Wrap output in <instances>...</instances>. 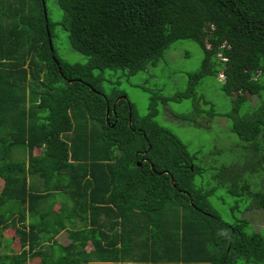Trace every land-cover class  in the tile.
<instances>
[{
  "label": "trees",
  "instance_id": "16d2710c",
  "mask_svg": "<svg viewBox=\"0 0 264 264\" xmlns=\"http://www.w3.org/2000/svg\"><path fill=\"white\" fill-rule=\"evenodd\" d=\"M56 2L83 61L55 53L46 0H0V264H264V227L245 215L264 209V0ZM180 39L198 45L200 65L182 90H148L145 114L101 89ZM207 76L229 109L197 92ZM183 99L192 107L181 121L226 118L239 162L190 151L155 119L158 102ZM201 154L215 159L211 187L194 180ZM209 196L227 198L230 221ZM63 229L90 246L57 243Z\"/></svg>",
  "mask_w": 264,
  "mask_h": 264
},
{
  "label": "rangeland",
  "instance_id": "374dc122",
  "mask_svg": "<svg viewBox=\"0 0 264 264\" xmlns=\"http://www.w3.org/2000/svg\"><path fill=\"white\" fill-rule=\"evenodd\" d=\"M45 7L48 19L54 24V35L50 42L52 41L55 47V53L69 63L79 60L83 61L85 57L70 48L66 32L62 29L60 24L57 23L61 16V10L56 0H46ZM201 56L202 54L198 45L193 41L189 39L176 40L164 50L162 58L159 59L156 65H148L144 70L134 74H127L126 70L120 69L116 71L119 78H117L115 82H107L101 89L108 96L112 95L113 92L119 93L121 91L122 93H119L118 96L126 95L133 103L136 113L142 115L146 112L148 90L157 89L160 94L168 96L175 91L182 90L187 84V72L194 71L198 68ZM96 73L101 74L100 71ZM213 78L216 80L215 77ZM213 78L207 76L202 79L200 85L196 87V90L197 92H202L204 97L213 103L216 110H227L230 107V102L219 91L217 82ZM217 78L219 79L220 76L218 75ZM260 94L264 96V89ZM247 98L252 99L253 97L247 94ZM157 106L159 113L155 119L178 136L182 142L188 146L190 151L202 146L204 152L214 149L215 153L213 152L212 154H214L217 160L213 159L212 156L209 157L204 154L199 155V161L201 162L200 167H204V170L194 177L196 183H201L204 187L213 186L211 175L214 174V172L209 166L214 164L213 160L217 163L240 161V155L238 156L236 153L237 149L235 147L237 146L233 145L235 147H233V149L230 148L236 136L229 131L224 132L227 125H225V122L227 123L226 118L216 117L215 123H213V125L210 124L208 127L195 126L181 121L180 117H176L177 115L185 114L191 110L192 106L190 100L183 99L178 102L168 101L164 105L158 102ZM235 143H237V140ZM196 159L198 160V157H196ZM220 191L222 190H219L218 194ZM216 197L209 196L208 200L219 210L222 218L230 221L232 216L228 209L227 198L224 203H221L222 201L220 202L219 198ZM55 207H57V205ZM245 215L252 228L257 229L264 227V209L248 210L245 212ZM1 236L11 241L9 242L10 246L6 249L7 251L14 252L18 250L19 246L17 242L12 239L14 235L12 237L11 229L4 228L1 230ZM55 240L59 244L75 242L83 244L85 247L90 246L89 239L85 242L83 239H80L78 235L71 236L65 229L55 234ZM34 260H36V258L29 257L27 259V264H35V262H33Z\"/></svg>",
  "mask_w": 264,
  "mask_h": 264
},
{
  "label": "water",
  "instance_id": "95a60500",
  "mask_svg": "<svg viewBox=\"0 0 264 264\" xmlns=\"http://www.w3.org/2000/svg\"><path fill=\"white\" fill-rule=\"evenodd\" d=\"M41 3H42V0H41ZM42 11H43V14H44V11H45L44 7H42ZM48 45H50V44H49V40H48ZM52 57H53V56H52ZM58 70H59V69H58ZM71 80H73V79H69L68 82H70ZM115 100H116V99H115ZM106 112H107V109H106ZM137 165H139V163H138ZM170 180H171V178H170Z\"/></svg>",
  "mask_w": 264,
  "mask_h": 264
},
{
  "label": "crops",
  "instance_id": "0c3cea01",
  "mask_svg": "<svg viewBox=\"0 0 264 264\" xmlns=\"http://www.w3.org/2000/svg\"><path fill=\"white\" fill-rule=\"evenodd\" d=\"M57 204V203H56Z\"/></svg>",
  "mask_w": 264,
  "mask_h": 264
}]
</instances>
